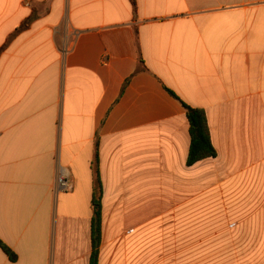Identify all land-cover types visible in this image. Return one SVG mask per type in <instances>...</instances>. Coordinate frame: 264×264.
<instances>
[{"label": "crops", "instance_id": "obj_1", "mask_svg": "<svg viewBox=\"0 0 264 264\" xmlns=\"http://www.w3.org/2000/svg\"><path fill=\"white\" fill-rule=\"evenodd\" d=\"M135 4L0 0V264H89L95 153L96 264H264V0Z\"/></svg>", "mask_w": 264, "mask_h": 264}, {"label": "trees", "instance_id": "obj_2", "mask_svg": "<svg viewBox=\"0 0 264 264\" xmlns=\"http://www.w3.org/2000/svg\"><path fill=\"white\" fill-rule=\"evenodd\" d=\"M133 12L135 11V0H129ZM30 18L26 19L21 26L17 29H22L27 26ZM141 63V62H140ZM169 95L178 100L184 111L185 116L189 124V147L186 163L191 165L199 160L214 157L215 152L210 143L209 133L207 128V123L203 110L197 108H191L181 102L170 90L166 89ZM92 170L94 175L93 183V195L91 201L92 217H91V245L92 252L90 255L89 264H96L97 248L100 241V200H101V187L100 180L97 170V156L94 154V159L92 162ZM0 248L3 252L13 260L15 258L14 254L10 252L4 245L0 243Z\"/></svg>", "mask_w": 264, "mask_h": 264}, {"label": "built area", "instance_id": "obj_3", "mask_svg": "<svg viewBox=\"0 0 264 264\" xmlns=\"http://www.w3.org/2000/svg\"><path fill=\"white\" fill-rule=\"evenodd\" d=\"M56 188L59 191L62 192H69L71 189L70 182L68 181L67 177L65 174L59 175L57 180H56Z\"/></svg>", "mask_w": 264, "mask_h": 264}, {"label": "rangeland", "instance_id": "obj_4", "mask_svg": "<svg viewBox=\"0 0 264 264\" xmlns=\"http://www.w3.org/2000/svg\"><path fill=\"white\" fill-rule=\"evenodd\" d=\"M203 252H205L203 250ZM213 254L214 256H221L222 255V249H213ZM199 256H205V253L199 254Z\"/></svg>", "mask_w": 264, "mask_h": 264}]
</instances>
